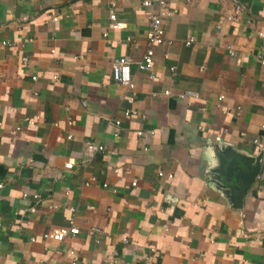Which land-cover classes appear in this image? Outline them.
<instances>
[{
  "label": "crops",
  "instance_id": "0c3cea01",
  "mask_svg": "<svg viewBox=\"0 0 264 264\" xmlns=\"http://www.w3.org/2000/svg\"><path fill=\"white\" fill-rule=\"evenodd\" d=\"M152 15L131 91L112 62L144 55ZM260 57L264 0H0V264H264Z\"/></svg>",
  "mask_w": 264,
  "mask_h": 264
},
{
  "label": "built area",
  "instance_id": "2783aa9c",
  "mask_svg": "<svg viewBox=\"0 0 264 264\" xmlns=\"http://www.w3.org/2000/svg\"><path fill=\"white\" fill-rule=\"evenodd\" d=\"M151 5V2L145 1L143 2V7H149ZM159 7L162 8V13L161 14H168L165 12V4L163 1L158 2ZM240 8L237 7V10ZM108 19H109V25L108 27L112 30H123L125 28L124 22L120 21L117 18L116 11H115V6L111 5L109 10H108ZM55 20V19H54ZM262 34H260L261 36ZM104 37H106V32L104 34ZM164 43V30L162 27V21H161V15H152L150 16V21H149V31L147 33V44L148 48L144 55L137 61L132 62L129 59H117L112 62V77L113 80L116 84L127 88L128 90H133L134 89V82L132 78V73H131V66L132 64H135L137 69L140 71H152L153 66H154V47L161 45ZM192 43H194V38L189 37L185 41V46H190ZM5 44V43H4ZM228 53L230 56H233L234 53L232 51V47L228 48ZM23 63L26 62V58L22 59ZM260 64L264 65V57H260L259 59ZM171 71H174V68H171ZM56 78V77H55ZM54 78V79H55ZM149 78L153 79V75L150 73ZM37 79L36 76L32 77V80L35 81ZM165 95H169V91L164 92ZM180 98H185L189 100L197 99L198 94L196 92L192 91H186L182 94H180ZM222 97L219 98L221 100ZM128 103H131V99H128ZM126 116H133L136 115V111L134 110H127L125 112ZM142 118H144L142 116ZM26 122L30 123L31 120L26 118ZM116 125H119V122H116ZM138 135H142V132H138ZM116 137L118 136L115 135ZM67 138L70 139V136L67 135ZM254 144H256L258 147H260V144L258 140L253 141ZM85 149L86 152L89 156L96 154L97 152L103 151L104 147L102 145H94L90 142L85 143ZM74 166V162L72 160H68V162L64 165V168L66 170H71ZM163 174L159 173V177H162ZM171 178L172 176H168ZM132 186H136V181L133 180L131 182ZM84 186H89V184L85 183ZM104 188H107V184L103 185ZM0 188H2V185L0 184ZM37 198V196H35ZM73 211V210H72ZM101 233V230L99 228H92L90 230L91 235H96ZM79 234L78 228L74 225L73 220H69L68 224L65 226H60L53 228L52 230L44 233L42 235V240L47 241L51 240L53 242H63L65 239L68 237H73L77 236ZM35 239H31L33 242ZM69 256L73 258L74 261L77 260V256L73 251L69 252ZM109 264H113L109 263Z\"/></svg>",
  "mask_w": 264,
  "mask_h": 264
},
{
  "label": "water",
  "instance_id": "95a60500",
  "mask_svg": "<svg viewBox=\"0 0 264 264\" xmlns=\"http://www.w3.org/2000/svg\"><path fill=\"white\" fill-rule=\"evenodd\" d=\"M254 178V175L253 176H251L247 181H251V179H253ZM248 185V184H247ZM247 185H245L244 187H242L241 189L243 190V189H246L247 188ZM240 190V189H239Z\"/></svg>",
  "mask_w": 264,
  "mask_h": 264
}]
</instances>
